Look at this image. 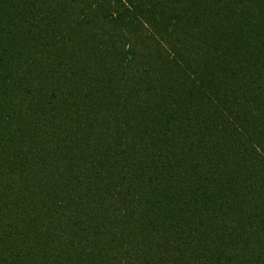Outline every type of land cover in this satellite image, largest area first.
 <instances>
[{
    "label": "trees",
    "instance_id": "trees-1",
    "mask_svg": "<svg viewBox=\"0 0 264 264\" xmlns=\"http://www.w3.org/2000/svg\"><path fill=\"white\" fill-rule=\"evenodd\" d=\"M0 264H264V0H0Z\"/></svg>",
    "mask_w": 264,
    "mask_h": 264
}]
</instances>
